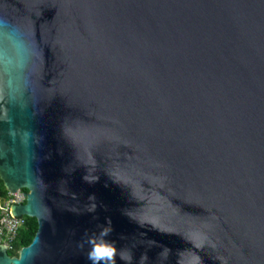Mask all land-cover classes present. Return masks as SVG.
<instances>
[{
    "label": "water",
    "instance_id": "1",
    "mask_svg": "<svg viewBox=\"0 0 264 264\" xmlns=\"http://www.w3.org/2000/svg\"><path fill=\"white\" fill-rule=\"evenodd\" d=\"M0 180V264H264V0H0Z\"/></svg>",
    "mask_w": 264,
    "mask_h": 264
},
{
    "label": "built area",
    "instance_id": "2",
    "mask_svg": "<svg viewBox=\"0 0 264 264\" xmlns=\"http://www.w3.org/2000/svg\"><path fill=\"white\" fill-rule=\"evenodd\" d=\"M14 194L8 193L6 198H0V245L5 246L7 251L11 250L17 233L24 226V217H14L11 207L24 204L26 192L21 190Z\"/></svg>",
    "mask_w": 264,
    "mask_h": 264
},
{
    "label": "trees",
    "instance_id": "3",
    "mask_svg": "<svg viewBox=\"0 0 264 264\" xmlns=\"http://www.w3.org/2000/svg\"><path fill=\"white\" fill-rule=\"evenodd\" d=\"M22 192H26L22 190ZM8 196L2 181L0 180V198L4 199ZM37 231V222L33 218L24 217V226L19 230L15 241L12 244L11 250L7 251L9 257H14L18 255L21 248L26 247L32 241L35 233Z\"/></svg>",
    "mask_w": 264,
    "mask_h": 264
},
{
    "label": "snow or ice",
    "instance_id": "4",
    "mask_svg": "<svg viewBox=\"0 0 264 264\" xmlns=\"http://www.w3.org/2000/svg\"><path fill=\"white\" fill-rule=\"evenodd\" d=\"M95 251H96L97 257H104V256H110L111 255V252L105 248H97Z\"/></svg>",
    "mask_w": 264,
    "mask_h": 264
},
{
    "label": "bare ground",
    "instance_id": "5",
    "mask_svg": "<svg viewBox=\"0 0 264 264\" xmlns=\"http://www.w3.org/2000/svg\"><path fill=\"white\" fill-rule=\"evenodd\" d=\"M18 191H19V190H18ZM18 191H16V193H17Z\"/></svg>",
    "mask_w": 264,
    "mask_h": 264
},
{
    "label": "rangeland",
    "instance_id": "6",
    "mask_svg": "<svg viewBox=\"0 0 264 264\" xmlns=\"http://www.w3.org/2000/svg\"><path fill=\"white\" fill-rule=\"evenodd\" d=\"M10 195V194H9ZM12 195H15V194H12Z\"/></svg>",
    "mask_w": 264,
    "mask_h": 264
},
{
    "label": "clouds",
    "instance_id": "7",
    "mask_svg": "<svg viewBox=\"0 0 264 264\" xmlns=\"http://www.w3.org/2000/svg\"><path fill=\"white\" fill-rule=\"evenodd\" d=\"M27 193V192H26ZM97 258H99V257H97Z\"/></svg>",
    "mask_w": 264,
    "mask_h": 264
}]
</instances>
